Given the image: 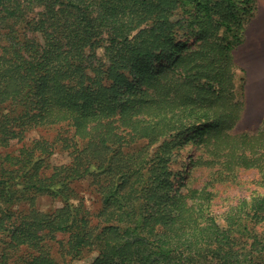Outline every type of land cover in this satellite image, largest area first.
I'll return each mask as SVG.
<instances>
[{"label": "trees", "instance_id": "obj_1", "mask_svg": "<svg viewBox=\"0 0 264 264\" xmlns=\"http://www.w3.org/2000/svg\"><path fill=\"white\" fill-rule=\"evenodd\" d=\"M254 10L255 0H0V16L33 35L5 34L0 147L34 129L70 133L68 163L54 164L42 138L0 156V264H264V231L252 228L264 195L220 223L205 208L211 192L182 191L173 173L189 141L202 150L195 164L264 169V127L235 131L245 102L234 51ZM85 178L95 212L66 199ZM43 194L66 202L41 210ZM58 233L62 258L48 242Z\"/></svg>", "mask_w": 264, "mask_h": 264}, {"label": "rangeland", "instance_id": "obj_2", "mask_svg": "<svg viewBox=\"0 0 264 264\" xmlns=\"http://www.w3.org/2000/svg\"><path fill=\"white\" fill-rule=\"evenodd\" d=\"M186 7V8H185ZM186 9H192L187 4ZM183 8V9H184ZM193 10V9H192ZM39 8L34 12H30L29 16H33L36 12H39ZM185 18L191 17V12L183 13ZM28 22V21H27ZM31 25L26 22H20L16 20H5L0 16V51L8 37L5 34L14 36L13 29H19L20 32H24L26 36H33L30 33ZM185 39L193 42L195 36L187 31H183ZM228 36H231L230 34ZM264 59V56H263ZM264 66V60H261V68ZM245 72L240 68L237 70V94L238 97L245 102V111L242 119L235 127L236 132L247 131L255 133L264 127V105H248L247 97L245 93V86L242 89V78H245ZM260 80V79H259ZM261 81V80H260ZM246 84V79H245ZM70 137V133L64 127L60 125L53 128L34 129L29 131L24 140H14L7 147H0V156H5L6 153H17L19 149L25 144H30L35 139H46L53 143V154L51 160L54 164L68 163L70 160L69 153L63 148L60 137ZM143 143H137L130 148L125 149L136 150L141 148ZM202 150L198 149L195 143L192 141L186 142L183 148L180 150L174 166V182L175 187L180 188L182 191L188 189H203L206 188L211 192L212 196L206 203L205 208L208 213L216 216L220 223H223L225 217L231 214L233 210L242 208L247 202H251L254 198H258L264 195V169L262 171L257 169H244L240 168L235 174L228 175L220 169V166L207 167L201 164H195V160L201 155ZM65 194H68L69 198H66L70 204L74 206H81L90 212H95L100 206V197L96 193L94 186L92 185L91 178H85L79 181H74L69 185V190ZM64 197L53 198L49 195H38L36 205L39 209L44 211H52L58 206L66 202ZM29 209V205L26 201L21 202L14 207V210L26 211ZM253 230L257 233L264 231V223H256L252 225ZM67 235L55 234L54 238H49L48 242L52 247V250L59 257H64L65 254L61 248L59 242H66ZM95 255H89L82 259L75 260L76 264H89L93 260ZM65 258L69 259V255ZM8 264H20L19 261L12 259Z\"/></svg>", "mask_w": 264, "mask_h": 264}, {"label": "crops", "instance_id": "obj_3", "mask_svg": "<svg viewBox=\"0 0 264 264\" xmlns=\"http://www.w3.org/2000/svg\"><path fill=\"white\" fill-rule=\"evenodd\" d=\"M235 61L245 72L248 105H264V0H255V10L248 21L244 40L235 51ZM261 81H260V80Z\"/></svg>", "mask_w": 264, "mask_h": 264}]
</instances>
